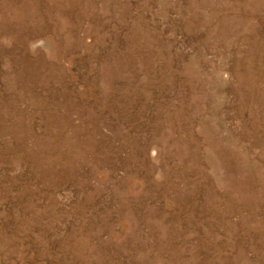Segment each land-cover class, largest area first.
Wrapping results in <instances>:
<instances>
[{
	"label": "rangeland",
	"instance_id": "rangeland-1",
	"mask_svg": "<svg viewBox=\"0 0 264 264\" xmlns=\"http://www.w3.org/2000/svg\"><path fill=\"white\" fill-rule=\"evenodd\" d=\"M0 264H264V0H0Z\"/></svg>",
	"mask_w": 264,
	"mask_h": 264
}]
</instances>
